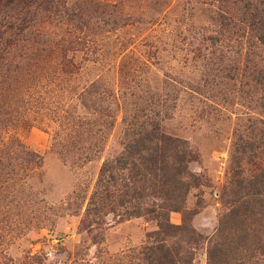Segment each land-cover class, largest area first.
I'll list each match as a JSON object with an SVG mask.
<instances>
[{
	"label": "rangeland",
	"instance_id": "1",
	"mask_svg": "<svg viewBox=\"0 0 264 264\" xmlns=\"http://www.w3.org/2000/svg\"><path fill=\"white\" fill-rule=\"evenodd\" d=\"M153 125L187 144L200 238L167 242L207 264L234 171L264 177V0H0V264L136 263L151 215L83 218Z\"/></svg>",
	"mask_w": 264,
	"mask_h": 264
},
{
	"label": "trees",
	"instance_id": "2",
	"mask_svg": "<svg viewBox=\"0 0 264 264\" xmlns=\"http://www.w3.org/2000/svg\"><path fill=\"white\" fill-rule=\"evenodd\" d=\"M134 129L125 130L122 153L102 164L83 220L99 218L104 211L124 218L151 215L157 228L147 233L148 244L129 254L133 264H192L190 247L167 242L177 235L188 244L200 239L189 224L195 211L183 207L191 186L187 144L161 132L158 125ZM262 180L234 171L226 210L207 240V264H255L257 255L264 264ZM170 212L181 213L179 225L171 223Z\"/></svg>",
	"mask_w": 264,
	"mask_h": 264
}]
</instances>
